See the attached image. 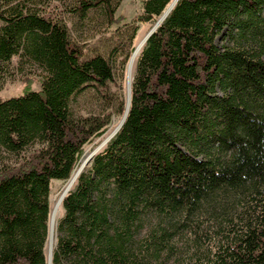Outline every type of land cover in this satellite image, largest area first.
Masks as SVG:
<instances>
[{
  "label": "trees",
  "instance_id": "trees-1",
  "mask_svg": "<svg viewBox=\"0 0 264 264\" xmlns=\"http://www.w3.org/2000/svg\"><path fill=\"white\" fill-rule=\"evenodd\" d=\"M47 2L0 0V88L16 55L43 72L40 89L0 96V155L18 158L0 163V264H48L52 181L111 122L73 100L110 90L118 49L123 75L140 23L174 0H144L111 58L86 56ZM119 4L71 11L121 26ZM76 180L52 264H264V0H177L139 53L124 123Z\"/></svg>",
  "mask_w": 264,
  "mask_h": 264
},
{
  "label": "rangeland",
  "instance_id": "rangeland-1",
  "mask_svg": "<svg viewBox=\"0 0 264 264\" xmlns=\"http://www.w3.org/2000/svg\"><path fill=\"white\" fill-rule=\"evenodd\" d=\"M75 2L76 0H48L45 5V11L52 14L53 16H59L67 22L73 37L84 45L86 56H91L95 52L99 51L110 58L112 55V48L119 44L120 38L124 33V27H127L125 26V23L128 21H135L136 16L143 11L144 5V0H120V4L116 10V16H120L122 19L121 23L123 25L120 26V24H110L106 14L104 13V10L100 7L90 9L86 17L79 16L75 11H71V8ZM168 11L169 9L163 14L162 17H160L162 15L161 14L155 17L153 20L140 23V27L133 42V46L136 49L134 48L135 51L133 49L134 53L132 52L133 55L131 54L129 57L123 71V75L121 74V61L123 59L121 54L122 52L124 53V51L121 50V48L118 49L120 53L118 54L117 58L114 59L115 79L110 83V90H104L102 92L101 90L97 89H87L74 98L72 106L75 115L94 114L104 116L109 112L111 115V122L109 123L107 129L101 136L95 138L93 141L87 144L84 147L83 153L89 152L91 156L93 153L96 154L98 151L104 149L115 136L118 127L124 119L127 107L129 106L132 98V86L137 67V60L140 51L146 43L144 41L145 36L155 24L158 22L160 23L161 19ZM27 76L32 77L29 82L26 78ZM42 76L43 72L39 66L30 62L21 63L20 57L16 55L13 57L10 63L9 73L7 74L6 80L2 88H0V96L7 98L9 96L21 94L27 84L31 85V87L34 89H40L42 87ZM122 101L126 107L125 111L120 109V104ZM2 161L15 163L18 161V158L14 155L3 152L0 155V163ZM91 163L92 162L90 161L89 165H87L84 170L89 168ZM75 172H73L71 178L67 181L57 179L52 181V211L55 204L59 200H62L66 189L68 187L70 189L75 187L77 182L76 179L79 176L78 175L77 178L74 179ZM64 214L65 209L63 207V203H61V208L59 210L55 225L52 252L56 244V227ZM49 249V244H47V257L50 253Z\"/></svg>",
  "mask_w": 264,
  "mask_h": 264
},
{
  "label": "bare ground",
  "instance_id": "bare-ground-1",
  "mask_svg": "<svg viewBox=\"0 0 264 264\" xmlns=\"http://www.w3.org/2000/svg\"><path fill=\"white\" fill-rule=\"evenodd\" d=\"M175 1V0H174ZM174 3V2H173ZM172 3V4H173ZM172 6V5H171ZM170 9V8H169ZM169 12V11H168ZM145 41V40H144ZM146 42V41H145ZM137 56V54H136ZM94 153L91 154L89 152L87 153H84L81 160H80V164H79V167L77 168L75 174H74V179L77 178V176L83 171V169L86 168L87 165H89L90 161L92 160V157H93ZM74 182V181H72ZM62 200H63V197H62ZM62 200H59L54 208H53V211H52V214H51V233H50V240H49V256H48V259H49V264H51V258H52V246L54 244V231H55V225H56V221H57V218H58V214H59V210L61 208V203H62Z\"/></svg>",
  "mask_w": 264,
  "mask_h": 264
},
{
  "label": "water",
  "instance_id": "water-1",
  "mask_svg": "<svg viewBox=\"0 0 264 264\" xmlns=\"http://www.w3.org/2000/svg\"><path fill=\"white\" fill-rule=\"evenodd\" d=\"M176 2H177V0L174 1V3L172 4V6H171L170 9H169V12H170V10L174 7V5L176 4ZM169 12H167V13L165 14V16L161 19L160 23L158 22L157 24H155V25L149 30V32H148L147 35L145 36V39H144L145 41H147V39L149 38V36H150V35H151V34L157 29V27L159 26V24H161V22L164 20V18L167 16V14H168ZM130 104H131V101H130V103H129V106L127 107V110H126V113H125L124 119H123V121L121 122L120 126L118 127L117 132L119 131L120 127L122 126V124L124 123V121H125V119H126V117H127V114H128V111H129ZM117 132H116V133H117ZM95 155H96V154L94 153L91 162L93 161ZM83 171H84V169H83ZM69 190H70V188L68 187V188L66 189L65 193L63 194V199H64V197L67 195V193L69 192ZM52 259H53V255H52V258H51V264H52ZM48 264H49V259H48Z\"/></svg>",
  "mask_w": 264,
  "mask_h": 264
}]
</instances>
